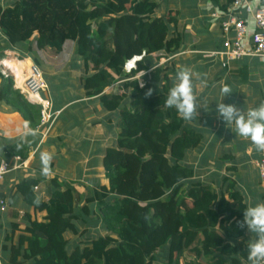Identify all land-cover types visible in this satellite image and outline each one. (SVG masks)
I'll use <instances>...</instances> for the list:
<instances>
[{
  "label": "trees",
  "instance_id": "16d2710c",
  "mask_svg": "<svg viewBox=\"0 0 264 264\" xmlns=\"http://www.w3.org/2000/svg\"><path fill=\"white\" fill-rule=\"evenodd\" d=\"M1 1L3 42L12 50L24 45H31L30 52L53 49L66 59L73 50L82 62L87 96L99 97L107 112L119 113L121 126L115 146L106 151L105 179L94 184L81 207L74 189L56 179L47 202L35 192L40 180L16 186L27 208L45 216L38 221L29 215L26 229H15L20 236L11 264L20 257L31 264H239L237 247L216 240L214 233L220 225L229 239L244 237L243 199L233 188L227 200L191 183L194 171L183 161L201 141L190 125L197 114L186 121L164 103L178 69L158 63L182 49L180 37L172 34L176 18H158L156 0ZM135 57L142 60L128 75L125 65ZM139 72H147L142 86L133 79ZM120 81H125L121 92L104 94ZM149 89L152 95L146 96ZM1 105L34 130L40 123V107L9 86L0 89ZM15 155L27 158L23 151ZM81 223L86 228L100 223L106 234L73 249L66 235L85 237Z\"/></svg>",
  "mask_w": 264,
  "mask_h": 264
},
{
  "label": "crops",
  "instance_id": "0c3cea01",
  "mask_svg": "<svg viewBox=\"0 0 264 264\" xmlns=\"http://www.w3.org/2000/svg\"><path fill=\"white\" fill-rule=\"evenodd\" d=\"M156 2L158 8L155 15L158 18L170 14L175 17L178 24L172 25V34L181 39L182 49L170 57L167 66L170 69H178V72L187 69L192 73L197 121L190 125L201 135V141L197 147L187 152L183 161L186 167L194 171L195 176L191 183H200L216 193L219 198L224 196L227 200L229 189L233 188L242 197L246 208L264 202V185L255 165V161L261 160L264 153L258 150L250 139L238 136L234 131L235 125H226L215 112L216 103L223 100L224 103L245 111L264 102V58L249 55L226 61L221 56L204 57L205 53L224 51L225 35L219 24L231 13L246 23L248 33L243 45L247 51H252V38L256 33L254 14L264 6V0H246L237 10L233 9V0ZM43 52L38 54L43 57ZM27 60L28 62L19 59L16 63L20 62L27 67L31 64V61ZM74 61L61 69L53 67L44 72L46 77L55 78L61 87L60 97L50 90L43 93L45 99L52 103L54 111L60 113L55 127L46 138H43L39 123L35 129L38 130L36 136L21 140V132L27 122L19 113L11 112L4 105L0 106V164H12L13 159L17 157L16 151L27 154L26 159L21 157L26 162L25 168L10 172L0 186V199H6L8 204L7 212L0 213V264H11L12 248H17L20 236L15 229H26L27 216L30 215L38 221L45 216V213L35 214L32 209H28L22 196L16 193V186L22 180H40L41 183L35 192L46 202L50 198L52 180L68 184L74 189L78 206L81 207L85 198L92 193L94 184H100L106 176L103 161L107 149L115 146L121 133L120 114L107 112L99 97L87 96L82 87V78L85 76L82 62L77 58ZM176 82L175 76L171 80V87ZM122 85L123 83L115 88H106L104 94L119 93L122 91ZM8 86L10 89V83L2 79L0 89ZM225 86L230 88V94L226 97L221 94V89ZM118 89L121 91L117 92ZM50 142L59 147L43 150V146ZM43 151L52 155L47 174L41 172L40 153ZM79 207L77 209H80ZM91 210L98 214L97 207L92 206ZM78 226L81 233L87 231L85 237L72 233L66 235L73 249L87 238L106 234L104 232L99 235L97 232L102 229L100 223L91 228H86L82 223ZM214 238L237 247L239 253L236 259L239 264H251L247 259V244L255 238V234L250 233L246 227L244 237L229 239L227 231L219 225L215 228ZM24 251L21 249L22 255ZM17 261L18 264H31L21 257ZM180 263L182 264L183 260Z\"/></svg>",
  "mask_w": 264,
  "mask_h": 264
},
{
  "label": "built area",
  "instance_id": "2783aa9c",
  "mask_svg": "<svg viewBox=\"0 0 264 264\" xmlns=\"http://www.w3.org/2000/svg\"><path fill=\"white\" fill-rule=\"evenodd\" d=\"M4 1V0H2ZM7 1V0H6ZM244 3H246V0H233V9L237 10L239 7H241ZM218 18V16H215ZM254 22L256 25V33L254 34L252 38L253 42V49L252 51H247L244 48L243 42L247 36L248 33V27L246 23L243 20H240L238 16H236L234 13H231L227 19L220 22L219 27L222 31V33L225 35V41L223 43L224 51L223 52H214V53H205V58H213L216 56H221L226 59V61H234L237 59H240L244 56L249 55H255L258 57L264 58V6L259 8L255 14H254ZM233 32V36L231 37ZM14 57L19 58L23 61H26L30 58H27L26 56H23V54L15 53V52H7L4 54L2 59L0 60V74L2 79L10 82H13L14 85H16L15 90L19 93L23 91L22 86L26 89L31 91V85L32 88L39 93L40 98L39 101H34L30 99L31 95L30 93H27V95L24 96L28 101L31 103L37 105L40 107L41 112V122H40V128L43 131V138H46L49 136L51 130L53 129L54 125L56 124L60 113L54 111L52 103L45 99L43 93L47 91V84L44 79L43 72L34 64V62H31V64H28L27 67H24L21 65V75L17 79L16 74L13 72V68L15 66H12L7 63V60ZM169 59L162 58L160 62L158 63V66H163L164 64L168 63ZM142 60V57H135L134 59L128 61L125 65V72L126 74L130 75L133 71L137 69V63ZM147 72H139L137 75L134 76L133 79H137L142 86L144 84L142 78L145 76ZM125 81L117 82L112 87L115 88L119 86V84H122ZM18 85V86H17ZM121 91V89H118L117 92ZM32 92V91H31ZM264 153V151H262ZM255 165L258 169L259 176L261 179L262 184L264 185V157L259 160L255 161ZM26 166V162L20 157L17 156L13 159V163L10 164L8 162H2L0 164V186L5 181V178L7 175L15 170L24 169ZM35 190H38V188H35ZM8 210V204L6 200L0 199V213H6ZM261 264H264V260L260 261Z\"/></svg>",
  "mask_w": 264,
  "mask_h": 264
},
{
  "label": "clouds",
  "instance_id": "9594fccd",
  "mask_svg": "<svg viewBox=\"0 0 264 264\" xmlns=\"http://www.w3.org/2000/svg\"><path fill=\"white\" fill-rule=\"evenodd\" d=\"M191 76L192 73L187 69L179 71L176 76L177 82L169 89L164 101L165 106L174 107L179 116L186 121L192 120L197 114ZM152 91L149 89L145 95L151 96ZM221 94L224 97L228 96L230 88L222 87ZM223 101L216 103L215 112L218 118H221L226 125L234 124V131L238 136L250 139L258 150L264 151V102L245 111ZM37 131L25 124L21 132V140L28 136H36ZM51 159L52 155L49 152L40 153L42 174L48 173V165ZM240 227H246L250 233L255 234V238L247 244V259L251 264H259L261 260H264V202L248 206L244 210Z\"/></svg>",
  "mask_w": 264,
  "mask_h": 264
},
{
  "label": "rangeland",
  "instance_id": "374dc122",
  "mask_svg": "<svg viewBox=\"0 0 264 264\" xmlns=\"http://www.w3.org/2000/svg\"><path fill=\"white\" fill-rule=\"evenodd\" d=\"M15 1H17V0H7V3H6V1H1V2L4 5H8V4H11V3L15 2ZM30 47H31V45H24L21 48L12 50L11 48L8 47V45L6 43L3 42L2 38H0V60L2 59L4 54L7 53V52H15V53L23 54V56H26L27 58H30L31 62H34V64L43 72L44 79H45V82L47 84V91L50 90V92L52 91L54 94H56L57 96L60 97L61 96V94H60L61 87H60V85H58L57 80L55 78H51L49 76L46 77L44 72L49 71L53 67H55V69L56 68L57 69L58 68L61 69L62 67L66 66L67 63H69V62L72 63V61L75 62L74 60H76V58H77L75 53L73 52V50H71L70 54H68V56H67L68 59H66V56L61 58V57H59V55L56 53L55 50L48 49L46 52L45 51L43 52L44 56L41 57L38 54V52L37 53L33 52V51L30 52V50H29ZM12 58H15L16 60H19L16 57H12ZM26 61L28 62V60H26ZM15 65H16V61L14 62V66ZM14 69H15V71L17 73V69L16 68H14ZM17 76H18V74H17ZM1 80L2 79H0V82H1ZM10 84H11L10 85L11 89L13 91H16L15 88H14V87H16V85H14L13 82H10ZM58 101L59 100L57 99V102ZM49 147H52V148H56L57 147L58 148L59 145H54L52 142H50V143H47L46 145L43 146V150H47V148H49ZM53 157L56 160V157L55 156H53ZM104 179H102L101 181H104ZM4 218H6V216ZM97 232L99 233V235H103L104 234V231L102 229H101V231L97 230Z\"/></svg>",
  "mask_w": 264,
  "mask_h": 264
},
{
  "label": "bare ground",
  "instance_id": "6f19581e",
  "mask_svg": "<svg viewBox=\"0 0 264 264\" xmlns=\"http://www.w3.org/2000/svg\"><path fill=\"white\" fill-rule=\"evenodd\" d=\"M12 56V55H11ZM9 61V63H11L12 64V66H14V62L16 61L15 60V58H11L10 60H8ZM7 61V62H8ZM17 65H16V69H17V73H18V75H19V77H20V75H21V65H23L22 63H20V62H17L16 63ZM24 67H26L25 65H23ZM31 87V91H29V90H26L23 86H22V89H23V91L21 92L22 93V95H27V93H30V95H31V97H30V99H32V100H34V101H39V99H41L40 98V95H39V93H37L33 88H32V85L30 86ZM42 100V99H41Z\"/></svg>",
  "mask_w": 264,
  "mask_h": 264
}]
</instances>
